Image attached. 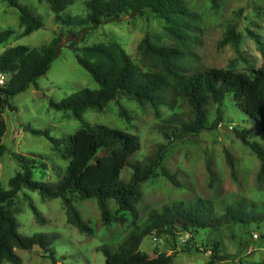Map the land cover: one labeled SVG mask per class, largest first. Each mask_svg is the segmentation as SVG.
Segmentation results:
<instances>
[{
  "label": "trees",
  "instance_id": "obj_1",
  "mask_svg": "<svg viewBox=\"0 0 264 264\" xmlns=\"http://www.w3.org/2000/svg\"><path fill=\"white\" fill-rule=\"evenodd\" d=\"M5 1L20 12L21 37L44 27L42 20L19 0ZM39 1H46L55 14V22L69 29H96L104 21L151 13L165 23V32L174 42L173 45H165L159 40L144 39L140 46L141 55L143 60L152 63V67L145 71L116 41L79 49L73 45L78 63L91 75L97 88L81 89L61 102L51 101L52 108L70 111L75 119L82 121L88 110L102 112L123 96L142 107L149 106L157 116L160 109L167 108L169 116L163 119L160 127L164 142L142 162L132 161L141 150L139 138L121 129L87 125L73 135L55 138L49 130L25 125L27 132L47 137L58 156L68 163L65 175L58 183L36 181L35 171L47 169L44 159L40 157L38 161L36 156L14 154L19 171L10 179L8 190L0 183V264H20L21 258L16 250H34V245L40 246L55 260L52 247L57 238L55 234L26 237L19 232L18 221L9 206L23 189L39 192L47 200L60 198L66 208L67 222L82 233L91 232L73 198L96 200L105 225L125 222L128 215L133 221L138 220L141 185L158 175L179 185L177 172L163 167L166 155L178 143L205 132L217 131L225 122L221 107L227 95L233 96L235 106L254 122L253 127L264 133V64L259 69L251 68L248 74L218 68L192 70L183 65L192 48L198 45L201 31V16L189 7L186 0H87L85 16L64 15L73 0ZM211 2L215 4L216 0ZM14 34L11 29L0 30V46ZM250 36L256 41L264 59V42L257 34L251 33ZM232 39H238L234 28L229 29L221 43L225 45ZM61 42L60 34L41 47L15 46L0 54V72L8 77L7 84L0 87V159L7 152L3 144L7 132L5 111H15L11 104L13 98L48 72ZM213 114L214 119L211 120ZM120 115L127 116V111L121 109ZM252 130L235 129V132L242 143L257 155L264 170V146L253 140ZM227 160L235 177L234 160L229 154ZM126 168L132 170L128 182L120 179ZM111 200L118 205L116 211L109 209ZM32 209L36 220L42 222L39 210L34 205ZM261 223H264V202L240 195L219 204L201 198L175 201L152 208L145 223L128 235L125 245L116 253L107 246L98 250L104 252L106 264H172L174 251L152 257L141 252L140 245L147 236H155L156 240L184 238L185 248L181 252H211L208 264H216L229 260L230 256L220 255V244L206 242L202 238L205 234L211 235L223 227L229 229ZM260 264H264V260Z\"/></svg>",
  "mask_w": 264,
  "mask_h": 264
},
{
  "label": "rangeland",
  "instance_id": "obj_2",
  "mask_svg": "<svg viewBox=\"0 0 264 264\" xmlns=\"http://www.w3.org/2000/svg\"><path fill=\"white\" fill-rule=\"evenodd\" d=\"M86 1L73 0L64 15L85 16ZM186 1L201 16V31L198 45L192 48V53L183 62L185 67L192 70L229 69L248 74L251 68L263 66L260 48L250 34H257L264 42V0H216L215 4L211 0ZM19 2L38 16L44 27L21 37L23 28L20 26L19 10L9 6L5 0H0V30L11 29L15 32L8 42L0 46V54L15 46L38 48L49 44L60 34L62 42L48 72L37 79L36 84L13 98L11 104L16 108L15 111L7 109L4 113L7 132L3 144L7 152L0 159L2 187L8 190L10 179L19 171L15 153L36 156L38 161L40 157L44 159L47 169L35 171L36 181L58 183L65 175L68 162L58 156L47 137L27 132L25 125L49 130L55 138L73 135L87 125H107L139 138L141 150L133 156V162H142L151 156L164 142L160 127L163 119L169 116L167 108L160 109V115L157 116L149 106L142 107L136 101L120 96L102 112L88 110L83 120L79 121L70 111L52 108L50 102H61L84 88H97L91 75L78 63L73 45L79 49L116 41L133 62L145 71L152 67V63L142 58L140 46L144 39L159 40L165 45L174 44L165 32V23L148 13L104 21L96 29H69L55 22V14L46 1ZM230 28L235 29L238 39L222 45ZM123 108L127 111L125 117L120 115ZM221 109L225 122L219 125L217 131L205 132L178 143L166 155L163 167L170 172H177L179 185L161 175L141 185L142 200L138 206L140 217L136 221L128 215L125 222L105 225L96 200L74 197L75 206L92 230L82 233L67 222L66 208L60 198L47 200L39 192L23 189L9 206L18 221L19 232L26 237L55 234L57 238L52 247L57 262L44 250L18 249L20 264H106V256L98 248L107 246L112 253H116L125 245L128 235L138 225L145 223L150 210L160 204L197 198L219 204L236 195L264 202V170L261 169V161L242 143L235 129L252 128L253 140L263 146L264 133L253 127L254 122L235 106L232 95L225 97ZM228 154L234 160L235 177L227 160ZM131 175L132 170L126 168L120 179L128 182ZM109 204L111 211L117 210L115 201L111 200ZM32 205L41 213L42 222L36 220ZM155 238L145 237L139 250L152 257L174 251L172 264H208L210 260L211 252H181L185 248L184 238ZM202 238L206 242H217L220 244V255L230 256L229 260L216 264H260L264 260V223L229 229L223 227Z\"/></svg>",
  "mask_w": 264,
  "mask_h": 264
},
{
  "label": "built area",
  "instance_id": "obj_3",
  "mask_svg": "<svg viewBox=\"0 0 264 264\" xmlns=\"http://www.w3.org/2000/svg\"><path fill=\"white\" fill-rule=\"evenodd\" d=\"M5 74L0 72V87L5 86L7 84L8 78Z\"/></svg>",
  "mask_w": 264,
  "mask_h": 264
},
{
  "label": "water",
  "instance_id": "obj_4",
  "mask_svg": "<svg viewBox=\"0 0 264 264\" xmlns=\"http://www.w3.org/2000/svg\"><path fill=\"white\" fill-rule=\"evenodd\" d=\"M34 250L41 252L43 249L38 245H34Z\"/></svg>",
  "mask_w": 264,
  "mask_h": 264
}]
</instances>
